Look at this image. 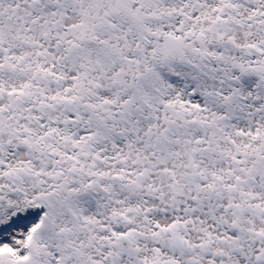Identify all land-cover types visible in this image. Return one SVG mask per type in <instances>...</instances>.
Instances as JSON below:
<instances>
[{"label":"snow or ice","instance_id":"obj_1","mask_svg":"<svg viewBox=\"0 0 264 264\" xmlns=\"http://www.w3.org/2000/svg\"><path fill=\"white\" fill-rule=\"evenodd\" d=\"M0 264H264V0H0Z\"/></svg>","mask_w":264,"mask_h":264}]
</instances>
